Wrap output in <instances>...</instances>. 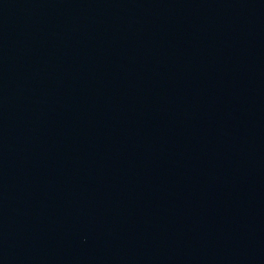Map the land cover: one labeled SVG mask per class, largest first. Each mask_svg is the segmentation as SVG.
Masks as SVG:
<instances>
[{
    "label": "water",
    "instance_id": "water-1",
    "mask_svg": "<svg viewBox=\"0 0 264 264\" xmlns=\"http://www.w3.org/2000/svg\"><path fill=\"white\" fill-rule=\"evenodd\" d=\"M0 264H264V0H0Z\"/></svg>",
    "mask_w": 264,
    "mask_h": 264
}]
</instances>
